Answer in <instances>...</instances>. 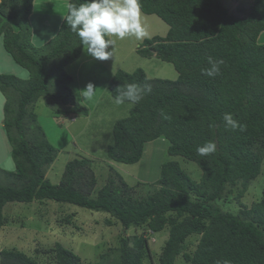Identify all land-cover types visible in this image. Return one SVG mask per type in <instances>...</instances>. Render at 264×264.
<instances>
[{"label": "trees", "instance_id": "trees-1", "mask_svg": "<svg viewBox=\"0 0 264 264\" xmlns=\"http://www.w3.org/2000/svg\"><path fill=\"white\" fill-rule=\"evenodd\" d=\"M68 1L77 7L84 2ZM34 2L0 0V38L29 72L27 79L0 73V91L6 100L2 124L12 144L14 163L13 169L0 166L4 174L0 226L9 223L3 215L8 203L54 201L104 214L109 225L121 224L125 230L121 244L109 249V254L118 251L116 264H176L179 256L192 264H264V187L249 209L235 213L219 205L230 199L241 203L264 171V43L259 42L264 31L263 0H255L242 16L230 13L222 0H139L143 13L158 15L170 26L166 38L145 39L143 44L157 43L139 54L172 63L178 77L150 78L141 67L116 71L108 84L114 98L128 84L137 85L143 98L131 102L129 114L114 122L112 141L104 145L106 156L113 162L135 163L148 143L162 137L169 142V154L196 162L202 175L195 180L178 161H167L153 186L139 181L134 187L114 173L100 188L96 167L86 156L69 160L56 181L46 176L58 149L47 139L36 113L29 111L31 103L43 93L50 97L57 88L68 92L52 96L55 103L65 105L53 107L58 116L88 115L89 108L72 93V76L51 73V64L61 71L64 64L81 57L80 38L63 19L49 43L34 45L29 20ZM210 57L223 61L215 77L202 73L211 67ZM56 77L58 85L52 89ZM225 114H231L242 128L226 126ZM31 127L32 138L27 134ZM207 142H213L216 151L198 155L197 148ZM109 169L114 170L110 165ZM155 185L159 186L155 189ZM72 214L61 216L59 223L72 222ZM130 229L133 234L125 235ZM139 229L141 233H135ZM149 230L168 231L157 261ZM192 245L195 248L190 251ZM38 254L48 255L39 259ZM50 258V264H84L80 255L61 242L37 249L34 255L15 246L0 251V264H47Z\"/></svg>", "mask_w": 264, "mask_h": 264}, {"label": "rangeland", "instance_id": "rangeland-1", "mask_svg": "<svg viewBox=\"0 0 264 264\" xmlns=\"http://www.w3.org/2000/svg\"><path fill=\"white\" fill-rule=\"evenodd\" d=\"M222 1L230 13L242 16L248 14L247 11L255 0ZM68 2V0H36L34 2L33 13L29 19L34 45L44 47L56 36L67 12L66 5ZM141 23L147 33L141 40H138L134 35H128L124 39L107 36L114 41V44L107 49L112 52V57L106 61L90 57L87 54L86 46H84L81 57L64 64L61 71L51 64L53 75L57 74L60 77L64 72L67 76L74 78L70 85L71 91L76 95L77 100L89 108L88 115L65 114L58 116L53 107H65V105L55 103L52 96L68 94V92L54 88L55 84L58 85L57 77L52 79V89H54L51 91V96L43 93L31 103L29 111L36 113L37 122L44 130L47 139L58 149L56 160L46 169V176L52 180L56 181L57 178H60L69 160L80 156L89 157L93 161L96 167L98 188L106 184L111 176H114V173L120 175L121 182L124 181L128 185L136 187L135 183L140 181L143 185L153 186L160 178L161 165L167 161H178L193 179L200 180L202 169L199 165L183 156L169 154V142L162 137L148 143L142 158L135 163L113 162L106 156L104 145L112 141L114 122L127 116L131 107V102L117 105L114 102L112 92L108 89V84L116 71L118 69L133 71L141 67L146 70L150 78L175 80L178 77V72L173 64L156 56L143 57L139 54L142 49V41L151 38L154 34L164 35L167 32L168 24L158 15L147 16L142 12ZM259 42L264 43V31L259 36ZM0 73H11L23 79L29 78L28 70L14 60L6 50L3 39H0ZM89 83H92L95 88L94 94L91 99H84L81 91ZM5 101V95L0 91V166L13 169L12 144L2 124ZM27 134L30 138L34 137V129L29 128ZM109 165L113 167V171L109 169ZM115 178L119 180L117 177ZM3 179L4 174L0 172V182ZM253 182L241 197L242 204L239 200L230 199L219 202V205L223 210L235 213L240 212L245 207L251 208L253 202L258 200L262 194L264 171ZM157 186L159 185H155L154 188L156 189ZM237 193L238 190L234 194ZM71 213H75L71 217L73 223L71 221L69 223L63 222L64 225L59 223L61 216ZM3 215L9 217L10 220L9 223L0 226V251L3 248L15 246L29 255H34L37 249H48L54 246L56 242H61L66 248H70L80 255L84 264L90 262L116 264L115 257L118 251L109 254V249L120 246L125 230L121 224L109 225L106 223L104 214L72 204H60L54 201L43 204L35 201L30 204L8 203L3 209ZM23 216L25 217L24 223L20 221ZM141 231L139 229L135 233H141ZM132 232L131 229L127 230L125 235L131 236ZM167 239L168 231L158 232L149 238L156 261ZM192 239L195 243V238ZM131 243H134L133 240ZM194 248L195 246L192 245L190 251H193ZM107 252L108 256L106 255ZM47 255L38 254L39 259H43V256L47 257ZM50 259L51 262L47 264L53 262V259ZM40 264L45 263L41 262ZM176 264L192 263L179 256Z\"/></svg>", "mask_w": 264, "mask_h": 264}, {"label": "clouds", "instance_id": "clouds-1", "mask_svg": "<svg viewBox=\"0 0 264 264\" xmlns=\"http://www.w3.org/2000/svg\"><path fill=\"white\" fill-rule=\"evenodd\" d=\"M225 7L227 8V6ZM66 9L67 15L65 14L66 17H64L66 24L69 25L72 32L80 38L81 44L86 46L87 54L96 60L106 61L112 57V52L107 49L113 46L114 41L106 39V36H116L120 39H124L128 35H134L138 40H141L147 35L141 23L142 11L139 0H84L78 7L76 4L69 2L66 5ZM169 31L170 26L168 24L167 32L164 35L154 34L149 39L155 37L166 38ZM0 39L3 38L1 37ZM144 40L142 41V49L149 48L151 45L157 43L153 42L150 45L143 44ZM221 63H223V61H214L210 57L209 64L211 67L202 70V73L208 77H215L220 72L219 65ZM94 90L95 88L92 83L87 84L85 89L81 91L84 99H91ZM148 90L150 91V86H148ZM142 98L139 87L135 84H128L124 86V90L120 91L114 98V102L117 105L123 104L125 100L138 103ZM164 118L167 119L168 117L165 116ZM223 120L226 126L231 127L233 130L242 128V126L233 119L231 114H225ZM215 151L216 145L213 142H207L203 146L197 148V153L201 156L212 154ZM149 233L152 234H150L151 236L149 238L156 234L152 230H149ZM152 255L154 256L153 253ZM217 264H220V262H217ZM223 264H229V262L224 261Z\"/></svg>", "mask_w": 264, "mask_h": 264}]
</instances>
